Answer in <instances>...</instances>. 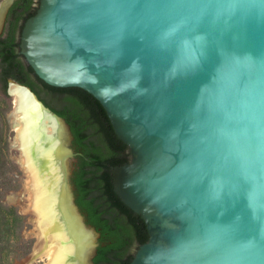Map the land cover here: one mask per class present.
<instances>
[{"label":"water","instance_id":"water-1","mask_svg":"<svg viewBox=\"0 0 264 264\" xmlns=\"http://www.w3.org/2000/svg\"><path fill=\"white\" fill-rule=\"evenodd\" d=\"M15 1L0 9V36ZM37 1L24 62L51 86L92 94L128 145L114 187L149 232L131 264H264V0ZM12 84L73 138L10 79L13 118ZM68 143L64 181L98 236L94 264L100 233L75 202Z\"/></svg>","mask_w":264,"mask_h":264},{"label":"trees","instance_id":"trees-1","mask_svg":"<svg viewBox=\"0 0 264 264\" xmlns=\"http://www.w3.org/2000/svg\"><path fill=\"white\" fill-rule=\"evenodd\" d=\"M36 11V0H16L0 36V264L13 253L11 244L22 240L26 227L25 217L4 201L13 165L9 156L10 79L29 87L70 126L73 148L79 153L70 177L75 202L86 223L100 233L94 264H131L149 232L145 220L122 201L114 187L112 169L130 161L128 145L117 136L104 107L92 94L77 87L51 86L24 62L19 39L26 20Z\"/></svg>","mask_w":264,"mask_h":264},{"label":"bare ground","instance_id":"bare-ground-1","mask_svg":"<svg viewBox=\"0 0 264 264\" xmlns=\"http://www.w3.org/2000/svg\"><path fill=\"white\" fill-rule=\"evenodd\" d=\"M6 3L0 2L2 12ZM11 93L20 115L10 123L16 131L23 166L30 174L28 185L38 221L34 250H43L47 264H89L93 234L83 226L64 181L65 126L42 113L16 84L11 85Z\"/></svg>","mask_w":264,"mask_h":264},{"label":"rangeland","instance_id":"rangeland-1","mask_svg":"<svg viewBox=\"0 0 264 264\" xmlns=\"http://www.w3.org/2000/svg\"><path fill=\"white\" fill-rule=\"evenodd\" d=\"M1 1V0H0ZM36 6L38 1L36 0ZM9 123L10 119L13 121L12 112L8 115ZM10 137H9V156L13 165L11 167L10 182L7 186V190L4 195V201L9 206H14L25 217L26 227L23 230L22 240H16L11 244L10 256L5 260V264H47V259L43 256V250L35 252L34 247L38 240V221L37 216L34 213L32 206V196L30 185V174L23 166L22 152L20 151L18 140L16 139V131L11 123ZM69 136V135H68ZM67 136L68 147L74 151L73 138ZM17 141V142H16ZM75 152V151H74ZM76 159L71 157L67 160V170L72 175ZM29 184V185H28ZM30 188V189H29ZM71 189L74 191V187ZM30 199V200H29ZM31 202V203H30ZM38 232V233H37ZM94 239H98L97 234L93 235ZM94 254V253H93ZM93 255H91L92 260ZM89 263L91 264L90 260Z\"/></svg>","mask_w":264,"mask_h":264},{"label":"flooded vegetation","instance_id":"flooded-vegetation-1","mask_svg":"<svg viewBox=\"0 0 264 264\" xmlns=\"http://www.w3.org/2000/svg\"><path fill=\"white\" fill-rule=\"evenodd\" d=\"M70 127V126H69ZM73 135V134H72ZM73 142V141H72ZM77 153V152H76ZM76 159V157H74Z\"/></svg>","mask_w":264,"mask_h":264}]
</instances>
